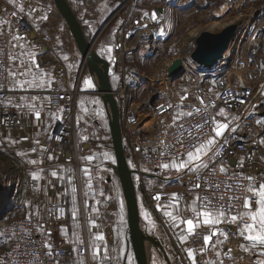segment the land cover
Returning a JSON list of instances; mask_svg holds the SVG:
<instances>
[{"label": "crops", "instance_id": "obj_1", "mask_svg": "<svg viewBox=\"0 0 264 264\" xmlns=\"http://www.w3.org/2000/svg\"><path fill=\"white\" fill-rule=\"evenodd\" d=\"M87 1L88 0H68L82 25L86 38L89 41H95V39H97V42L98 39L101 38V43H112L113 41L110 42V38H106L108 37V33L113 28V26L109 27L110 24L108 23L110 20L105 26L103 25L116 10L112 11L103 21H101L104 16V9L100 4L102 0H93L92 4L90 5H87ZM3 3H0V30H4L6 33H8L10 39L13 35L25 37V39H21L19 41H12V43L17 44V47L13 48L11 43L10 54L20 55L21 59L27 62L29 61V56L24 53H42V55L37 57L40 69L46 73H49L53 78V82L50 84V86L29 87L27 84H25L24 87H14L12 78L8 75V104L14 110L15 124L12 127L3 130L0 139V148L2 150L12 149L16 151L20 155L23 164L30 166V170L28 169L29 171L27 173H21L22 176L20 188H22L24 192L26 190L25 183L27 176L31 178V172H39L40 169H43L44 171L41 173V179L36 181L40 186L42 199V204L38 208L39 216L42 219L45 218V210L48 202L53 200H65L67 203V223L60 229L59 233L55 234V237L59 238L61 241L77 244L79 243L77 241V236H79L83 241H88L90 248L89 258L77 257L69 264H78L81 259L84 261V264H123V262L124 264H137L134 253H129L128 249V239H130V233L126 204H123L121 199H116L115 204L116 207H118V213L116 216H112L111 218H99L96 215H92V213L89 211L87 214L84 212L87 215L86 220H88V225L85 226L83 224L85 217L80 215V208L81 204L83 205V201H81V197L78 198L76 192L72 191V184L74 181V172L72 168L68 167V162L66 159H64V157L60 158L59 156H56L49 161H44L43 159V151L47 146L51 132L49 131V124L52 125L56 119L60 117L59 109L51 107L48 102V92L54 87L60 88L64 86L63 88H69L65 86L69 84L70 80L72 79L74 66H77V63L79 69L83 66L82 57L78 56L81 54L78 51L76 43L64 18L61 16L54 0H15V2L11 4L8 0L7 2L3 1ZM12 4L16 5L18 10H16ZM21 6L23 7V10H21ZM160 11L162 12V10ZM143 13L144 11L140 13V15L135 13L138 16L133 15L134 17L139 18V20L134 21L135 23L137 22L139 24H133L128 29V35L132 37L134 36V39L131 38L133 42L140 40L147 41L150 34L153 32L154 27H148L146 24L147 20L143 21V16L142 20L140 19L139 16H141ZM42 16H47V19H41ZM19 20H25L29 22L31 25V31L29 33L24 32L18 27ZM106 28L111 30H108L109 32L105 31ZM138 28H140V31L137 34L136 31ZM118 30H116L114 34L115 43H117L116 39L119 35L118 32L120 31ZM258 45L259 43L257 44L258 49L254 48L256 46H252L251 49H256L255 51L259 56V61L261 64V86L257 93L256 100L247 109L249 110L247 112V119L244 120L242 126L239 127L242 130L244 127H246L248 130L247 135L257 134V132L260 131L259 127L261 129L264 125V55L262 54V49H259ZM34 47L39 48L34 49ZM94 51L102 60L107 62V59L103 57L102 53H100L98 49H94ZM65 57H67V59H65ZM9 66L10 68H15V65L10 64V62ZM20 71H23V69L21 68ZM231 71L232 68L229 67L223 71V73H231ZM92 78H95L93 72ZM25 79L31 80L32 77H24L20 75L16 77V80L21 83H23ZM47 80L48 77L45 76V81ZM164 92L165 91L162 89L152 91L148 102L134 105L139 110L140 124L130 130L131 137L138 136L147 139L160 128L165 129L167 125L172 123L174 115L167 116L168 118L165 119H159L153 114V105L159 99L164 100L162 96ZM166 94L169 96L170 102L179 104V97L184 95L185 92H183L181 95H177L176 92L174 93L173 91L171 92L168 90ZM187 94L188 100H186L184 103L189 107L185 110H189L190 107L194 106L196 99V93L194 89L192 91H187ZM154 95H157L158 98L153 104H151V98ZM32 97H37V100L33 101L31 99ZM102 97L105 102L104 104L107 105L103 94ZM32 103H36L37 108L41 109L39 120L36 119L34 112L29 111L28 106ZM17 105H20L21 107H17ZM228 116L229 115L227 114V120L232 121L230 127L239 126V124L237 125V123ZM162 120L164 121V124H161ZM241 120L242 119H240V121ZM255 120L259 121V123L256 122L254 124ZM217 121L225 122V118L219 115ZM127 139L128 136L125 134L124 142ZM36 141H39V144H37ZM33 148L36 149L35 152L32 151ZM209 155H211V153H209ZM248 157H251V159H248ZM243 158L245 159L246 165L256 167L257 171L264 177V144H261V147L257 152ZM128 159L130 162V167L134 169V164H132V160L129 155ZM30 160H36L38 163L33 165L28 162ZM69 168L71 173H69ZM52 171H56L58 175L53 177L51 175ZM178 174L179 173L172 168L169 171L168 169L160 170L150 166H142L141 174L135 171L134 180L137 177L138 181H145L150 183V185L152 184L159 186L154 187L153 189H166L162 187L164 184L163 182L174 179L178 176ZM144 187L152 189L146 185H144ZM144 187L142 188V192ZM171 192L174 193L173 191ZM72 193H74L76 196L74 206L72 205L73 200L71 199ZM181 196L182 197L179 198V210H177V208L174 206V201L169 206L153 209L146 196L145 197L147 201H143L145 206L139 203L141 229L144 236L146 235L150 238L148 245L144 243L148 264H170L169 261L176 257L174 252H176L178 248V244L173 240V237L179 238L181 235H188L186 231V225L181 221L195 217V212L191 207L194 194L193 192L192 194L188 195L182 193ZM16 204L17 206H21V210L23 212V215L20 217H26L28 213L26 210V202L24 203V201H19ZM90 205H92V203H90ZM188 206L189 208H187ZM167 212H171L172 216L167 215ZM173 217L176 218L173 219ZM93 222L95 223V226H93ZM226 225L230 229L231 224ZM204 227L205 226H202L201 228L196 229V235H190L186 243H182L180 241L179 245L181 244V247L186 249L197 246H202L203 248ZM113 233L115 234L114 237ZM95 235H103L105 238L104 241H94ZM115 236L117 237L116 240ZM241 241L237 240V253L235 254L232 250L231 259H228L226 256H224L226 259L225 264H245V255L248 252H244L240 245L243 244L249 248L251 245L248 241H245L244 238H242ZM94 244H107L109 249V258L102 261L93 260L92 252ZM199 250L201 252V249ZM203 252H206V254L204 253L205 255H203L207 258L203 261H199L198 259L197 264H208V262H212V264L219 263L216 262V258L214 256L211 257V255H209V248ZM117 253L119 255H117ZM113 257L115 258L114 261L112 260ZM260 258L264 260V256H260Z\"/></svg>", "mask_w": 264, "mask_h": 264}, {"label": "rangeland", "instance_id": "obj_2", "mask_svg": "<svg viewBox=\"0 0 264 264\" xmlns=\"http://www.w3.org/2000/svg\"><path fill=\"white\" fill-rule=\"evenodd\" d=\"M3 1L7 2L8 0H0V3H3ZM90 4H92V0L87 1V5ZM100 4L104 9V16L101 21L112 11L116 10L115 15L108 23L110 24L109 27L113 26L112 30L107 28L105 30H111L110 32L108 31V37L106 38H110V42H113L101 43V38L98 39V42L95 39L93 50L98 49L103 57L107 59L110 66L108 75L110 81L112 80L115 85V93L122 86L124 74L128 72V76H132L127 81L125 89V102L128 105L148 102L151 92L157 89L164 90L165 92L162 96L165 101L170 102L169 96L166 94L168 90L181 95L183 92L192 91L193 89L196 92L200 88L213 87L217 80L215 74L207 75L198 72L196 64L191 60V53L197 46L196 39L203 31L218 33L226 26L236 24L238 26V34L226 53L227 57L232 55L231 57L234 59L236 55L240 56L243 52L252 50V46H256L254 48L258 49V43V47L262 49V54L264 55V0H102ZM12 5L18 10L16 5ZM143 11L144 13L139 17L142 20L143 16V21L147 20L146 24L148 27H154L153 32L147 41L133 42L131 38L134 39V36L128 35V29L133 24H139L134 22L139 20V18L134 16H138L135 13L140 15ZM152 12H156V20L151 19ZM145 13L149 15H145ZM116 30L119 31L116 39L117 43L114 42ZM0 31L5 32L4 30ZM139 31L140 28H138L136 33L138 34ZM125 49H128V51H125ZM78 56L81 57V55ZM176 59L182 60L185 73L179 79L174 80L169 73V68ZM233 64L234 62L232 61L230 68L233 67ZM259 68L261 70L260 63ZM92 72L95 78H92ZM230 75L231 73H229L228 77ZM88 78H92L91 80L94 84L92 89L87 88L84 84V81ZM65 87L77 92L72 119L65 122V125L70 127L72 132L74 131V139L72 144L64 141L60 147L58 146L60 151L57 149L52 150L47 156H52L53 158L56 156L64 157L68 162V167L72 168L74 172L72 186L76 189L75 192L78 198L81 197V201H83L80 215L85 217L83 224L86 226L88 225V220H86L88 211L99 218H111L118 213V207L115 204L116 199H121L123 204L125 202L115 168L116 163H113L104 155L108 153L114 157L111 140V114L108 105L104 104L105 102L100 92V78L89 67L88 63H84L80 69L77 63V66H74L72 79ZM116 97L122 114L125 102L118 98L117 95ZM96 101L99 103H96ZM172 115L176 114L171 113L167 116ZM167 116L165 118H168ZM256 122L255 120L254 124ZM58 123H63L61 116L52 125L49 124V131L52 132ZM259 130L257 134L264 135V125L261 129L259 127ZM51 132L47 145L51 139ZM84 137H87V139H84ZM46 149L47 146L43 151V159ZM88 156H92L93 159L91 161L85 160L84 157ZM49 160V158L44 159V161ZM21 165H23V162L16 151L12 149L2 150L0 172L7 175L9 186L15 187L12 207L9 211L10 213L8 212L9 215H6L7 219L18 218L23 215L21 206L16 204L19 201L26 202V190L23 192V189L20 188L22 175L21 172L18 173L17 169V166ZM28 169L30 170V167ZM85 169L88 171L87 175H85ZM160 170L167 169L162 167ZM168 170L170 171L171 168ZM69 173H71L70 168ZM193 173L180 172L174 179L163 182L162 187L180 194L179 198L182 197V193L186 195L192 194V191L190 192L189 179ZM134 182L137 189L138 202L145 206L143 201L146 202L147 199L142 192L144 185L152 189L159 186L150 185V183L145 181H138L137 177ZM217 227H220V229L227 228L230 232L236 229L235 224H231L230 229L226 224ZM114 235L113 233V237ZM116 238L115 236V240ZM149 239L145 235V244L148 245ZM173 240L178 244V248L174 252L176 257L171 259L169 263L191 264L186 248L181 247V244L179 245L181 240L177 237H173ZM237 240L241 241L242 237L232 235L223 245L209 247V255L211 257L214 256L216 262L222 260L223 264H225L224 253L231 249L236 254ZM8 244V238L0 235V251L5 249ZM128 249L129 253L133 254L130 239H128ZM192 249L197 260L203 261L207 258L204 256L206 252H200L199 250L202 249V246L193 247ZM217 251L221 253L219 257L216 256ZM117 255L119 254L117 253ZM114 259L113 257L112 260L114 261Z\"/></svg>", "mask_w": 264, "mask_h": 264}, {"label": "built area", "instance_id": "obj_3", "mask_svg": "<svg viewBox=\"0 0 264 264\" xmlns=\"http://www.w3.org/2000/svg\"><path fill=\"white\" fill-rule=\"evenodd\" d=\"M18 27L26 33L31 31V25L28 21L22 20L18 22ZM0 139L4 129L12 127L15 124V114L13 108L8 104V72L9 66V54L11 52V41L8 33L0 31ZM39 47H34L38 49ZM125 51H128V49ZM124 54V53H123ZM259 57L255 50H247L243 52L240 56L236 55L234 58V64L232 67L231 75L228 77L229 73L224 74L222 77L217 79L210 88H200L196 90L195 94V104L190 107L189 110L193 111L194 115L192 117H181L180 122L184 124L185 133L191 130L193 134H196L195 125L197 123H203L200 112H197V108L203 111L204 105L200 104L198 98H202L207 108V114L215 115V118L219 117L217 115L218 110L223 108L225 112L229 115L228 117H233L238 115L239 119L235 120L237 125L233 126L237 128L235 132H226L223 137L218 138V140H227V144L223 145L220 149L221 157L217 158L223 159L226 166H228L229 171H240L246 172L249 175H255L260 179L264 177L257 171V168L251 165L244 164L243 169L236 168V163L241 159V157H246L257 152L261 143L260 140L264 139V135H247V128L240 129L243 121L247 119V109L254 103L257 98V93L260 88L261 82V70L259 68ZM122 86L115 95L125 102V89L127 81H129L132 76H128V72L124 74ZM231 78V80H229ZM219 94V98L217 96ZM77 92L70 88H57L54 87L48 92V102L51 107L56 109H62L60 111V116L63 123H58L52 132L51 139L45 150L44 159L48 158V154L57 149L64 143L68 141L66 139L65 132L71 130L70 127L65 125L72 119V115L75 110ZM240 100H244V103H240ZM214 102V105L213 103ZM178 105L172 102H167L165 100L159 99L153 105V114L159 118L163 119L171 113H177L180 111L178 107L169 108L168 105ZM163 105L167 108V111L162 112L160 106ZM188 111V110H185ZM240 119H242L240 121ZM140 124V114L139 110L134 106V104L128 105L126 102L123 105L122 111V129L123 137L127 134L128 139L124 142L126 154L132 160L134 164V169L137 173L141 174L142 166H150L155 169H160L159 165L163 163H169L171 159H180L181 157L186 158L185 154L188 150L189 137L185 135L183 142H177V137L180 134L178 129H168L167 135H163L165 129L160 128L151 137L145 139L138 136L131 137L130 130L137 127ZM65 130V131H64ZM201 139H206L208 135H213L211 129L205 126L202 132L199 133ZM59 137V139H56ZM166 141L167 144L174 146V152H169L168 148H165L161 141ZM59 146V147H58ZM161 152L167 153V155H161ZM2 155V149H0V156ZM236 159L235 165L232 164V160ZM29 165L17 166L18 173H27L29 170ZM222 174L218 172L215 176L217 181L225 179ZM7 179L6 174L0 172V180L5 181ZM196 181V173H193L189 179V184L191 189H193V183ZM26 188V210L27 216L32 213L31 223H29L26 217H18L13 219H4L0 222V235L9 238L8 248L0 251V264H17V245H20L21 249L26 248L29 253H34V255H27L22 258L21 264L27 261L28 264H54L55 259L59 260V264H69L71 261L77 257L90 256V248L87 240L83 241L82 244H72L65 241H61L59 238L55 237V234L59 233L60 229L64 227L67 223V207L64 200H53L48 202L45 210V218L42 219L39 216L38 208L42 204L40 186L32 178H26L25 183ZM143 192L148 198L149 203L153 209L163 208L169 206L173 202L172 192L168 189H149L144 187ZM193 194L204 195L203 185L200 189H193ZM220 193H216L219 195ZM225 200L227 196L231 195L229 192L223 193ZM157 195L160 199L157 200ZM241 205L237 204L236 209L240 210ZM61 209L63 215H61ZM51 210V212L49 211ZM37 224L43 225V230L45 234L37 230L34 226ZM28 229L31 231V240L35 243H28L27 238L24 237V230ZM50 232V237L46 233ZM197 239V238H196ZM194 239V240H196ZM193 240V241H194ZM45 241H48L53 246V252L58 253V257H48L45 255L47 249L43 247ZM76 247L78 252H73V248ZM11 254V255H10ZM227 257V256H226ZM228 258V257H227ZM230 259V258H228ZM257 260H262L258 257L255 252H248L245 255V264H257Z\"/></svg>", "mask_w": 264, "mask_h": 264}, {"label": "snow or ice", "instance_id": "obj_4", "mask_svg": "<svg viewBox=\"0 0 264 264\" xmlns=\"http://www.w3.org/2000/svg\"><path fill=\"white\" fill-rule=\"evenodd\" d=\"M15 0H9V3H14ZM21 10L23 7L21 6ZM145 15H149L145 13ZM41 19L46 20L47 16H42ZM151 19L156 20L157 14L156 12L151 13ZM2 34V33H0ZM21 39H25V37H21L18 35H13L11 37V41H19ZM12 47H17V44L12 43ZM29 56V61H24L21 59L20 55H12L10 54L8 59L10 64L15 65V68H9L6 71L8 75L12 78L13 86L24 87L27 84L29 87H45L50 86L53 82V78L49 73L44 72L40 69V65L37 57L42 55V53H24ZM67 59V57H65ZM23 71H20V69ZM31 76L32 79H25L23 83L16 80V77ZM45 76L48 77V80L45 81ZM84 84L87 88H94L93 81L91 79H86ZM2 87V86H0ZM219 98V94H217ZM33 101L37 100V97L31 98ZM201 105H204L203 111L197 108V112H200L203 123H197L194 127L196 129V134H193L191 130H188L185 133L184 124L180 122L181 117H192L194 115L193 111L188 110V105H185V101L188 100V94L185 92L184 95L179 97L178 105L169 104L168 107H178L180 111L177 115L173 116L172 123L165 127L163 135H167L168 129H178L180 130V134L177 137V142H183L185 139V135L189 137V144L191 150H188L185 154L186 158L181 157L180 159H171L169 163H163L159 165L164 169L172 168L176 170L178 173L184 172L185 170L188 173H196V181L193 183V189H200L203 185V192L206 193L201 195L199 193L193 196V202L191 203V207L195 212L194 218H189L186 220H182L181 222L186 225V231L188 235H181L179 239L182 243H186L188 241V237L190 235H196V229L204 227L203 234V248L201 252L206 250L209 247H215L217 245H223L228 241L229 237L232 235H239L248 241L251 247H247L245 245H240L241 249L244 252H255V254L260 257L264 256V179H260L255 175H249L246 172L233 171L230 172L228 166H226L223 159L217 158L221 157L220 149L223 145L227 144V140L220 141L218 138L223 137L226 131L235 132L237 128L230 127L232 121L227 120V113L223 108L218 110L217 115H220L225 118V122L217 121L215 115L207 114L208 105L205 104L202 98H198ZM244 100H240V103H244ZM96 103H99L96 101ZM214 105V102H212ZM17 107H21L17 105ZM30 112H34L35 117L39 120L41 115V109L37 108L36 103H32L28 106ZM161 111H167L163 105L160 106ZM62 111V109H60ZM239 116H233L232 120H238ZM259 123V121H257ZM161 124H164V121H161ZM208 126L211 129L213 135H208L206 139H201L199 135L202 132L203 128ZM26 139V138H25ZM59 139V137H56ZM87 139V137H84ZM39 144V141H36ZM161 144L164 145L165 148L169 149V152H174V146L169 145L166 141H161ZM261 144H264V139L260 140ZM33 152L36 151L35 148L32 149ZM211 153V155H209ZM105 157L115 163V158L110 154L105 153ZM161 155H167V153L161 152ZM205 157L207 159H205ZM52 159V156L48 157ZM85 160L91 161L93 159L92 156L84 157ZM251 159V157H248ZM29 163L35 165L38 162L36 160H30ZM245 164V159L242 157L235 165L236 168L243 169ZM217 169L220 174H222L225 179L217 181L215 176L217 174ZM43 169H40L39 172H31V178L33 181H39L41 179V173ZM88 174L87 169H85V175ZM51 175L56 177L58 173L56 171H52ZM74 175V174H73ZM91 186V185H89ZM190 189V192L193 190ZM73 192L76 189L73 187ZM224 192H229L231 195L227 196V200H225ZM216 193H220L216 195ZM172 198L174 201V206L179 210L180 201L178 193H172ZM157 200L160 199V196L157 195ZM240 204V210L236 209V205ZM51 212V210H49ZM169 216H172L171 212L166 213ZM32 213H29L26 217L31 223ZM61 215H63V211L61 209ZM75 215V213H74ZM176 217H173L175 219ZM224 224H235L236 229L230 232L227 228L220 229L217 226ZM93 226L95 223L93 222ZM37 230L44 233L43 225L37 224L34 226ZM47 236L50 237V232L46 233ZM24 237L27 238L28 243H35L31 240V231L28 229L24 230ZM103 235H95L94 241H104ZM77 241L82 244L83 240L77 236ZM72 242V241H69ZM43 247L47 249L45 253L48 257H58V253L53 252V246L50 242L45 241ZM187 255L191 260V264H197V257L191 248H187ZM73 252H78L76 247L73 248ZM231 249H228L224 255L228 258H232ZM11 255V254H10ZM17 264H21L20 258L27 255H34V253H29L26 248L21 249L20 245H17ZM221 253L219 251L216 252V256L219 257ZM93 260H104L109 258V249L107 244H94L93 252H92ZM23 264H28L27 261H24ZM54 264H59V260L55 259ZM78 264H84V261L81 259ZM208 264H212V262H208ZM219 264H223V261L220 260ZM257 264H264V260H257Z\"/></svg>", "mask_w": 264, "mask_h": 264}, {"label": "water", "instance_id": "obj_5", "mask_svg": "<svg viewBox=\"0 0 264 264\" xmlns=\"http://www.w3.org/2000/svg\"><path fill=\"white\" fill-rule=\"evenodd\" d=\"M54 1L73 36L78 51L81 54L83 65L84 63H88L89 67L95 71L100 78V92L104 95L111 114L112 149L116 161L115 168L117 170L127 209L132 250L137 264H148L144 245L145 236L140 225L137 189L134 182L135 170L130 167L127 159L122 129V114L108 75L109 66L107 62L102 60L93 50L94 41H89L86 38L82 25L68 0ZM114 13L107 19L103 26L112 18ZM237 34L238 26L236 24L226 26L218 33H211L209 31L201 32L196 39L197 46L191 53V59L192 62L196 64L197 71L207 75L213 73L217 79L222 77L224 75L223 71L230 67L232 61L234 62V59L231 57L232 55L227 57L226 53L231 43L234 42ZM169 73L173 76L174 80L179 79L185 73L181 59H176L171 64ZM157 98L158 96L154 95L151 98V104H153ZM235 163L236 159H233L232 164L235 165ZM14 192L15 187L12 185L9 186L8 178L5 181L0 180V222L5 219L12 207Z\"/></svg>", "mask_w": 264, "mask_h": 264}, {"label": "trees", "instance_id": "obj_6", "mask_svg": "<svg viewBox=\"0 0 264 264\" xmlns=\"http://www.w3.org/2000/svg\"><path fill=\"white\" fill-rule=\"evenodd\" d=\"M111 84H112V88H113V90L115 89V85H114V83H113V81L111 80ZM115 157V156H114ZM127 159H128V156H127ZM128 162H129V159H128ZM129 164H130V162H129ZM20 197V196H19ZM75 194L74 193H72L71 194V199L73 200V206L75 205ZM64 202H65V200H64ZM65 204H66V207H67V203L65 202ZM10 213V212H9ZM9 213L7 214V216L9 215ZM5 219H7V217H5ZM6 237V236H5ZM10 243V242H9ZM9 246V245H8ZM8 248V247H7Z\"/></svg>", "mask_w": 264, "mask_h": 264}, {"label": "bare ground", "instance_id": "obj_7", "mask_svg": "<svg viewBox=\"0 0 264 264\" xmlns=\"http://www.w3.org/2000/svg\"><path fill=\"white\" fill-rule=\"evenodd\" d=\"M93 1V0H92ZM192 60V59H191ZM65 131V130H64ZM74 132V131H73ZM73 132L71 131V130H67L66 132H65V134H66V139H69L67 142H71V144H72V142H73V139H74V137H73Z\"/></svg>", "mask_w": 264, "mask_h": 264}]
</instances>
